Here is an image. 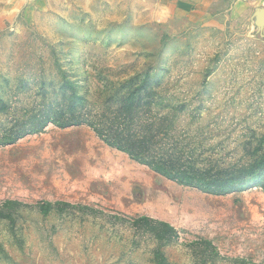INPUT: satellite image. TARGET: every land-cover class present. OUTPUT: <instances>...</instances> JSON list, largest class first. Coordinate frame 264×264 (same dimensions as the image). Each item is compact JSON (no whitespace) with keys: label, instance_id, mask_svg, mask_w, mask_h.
Masks as SVG:
<instances>
[{"label":"rangeland","instance_id":"rangeland-1","mask_svg":"<svg viewBox=\"0 0 264 264\" xmlns=\"http://www.w3.org/2000/svg\"><path fill=\"white\" fill-rule=\"evenodd\" d=\"M141 1L0 0V203L26 204L0 218V264H264L260 186L178 184L87 121L28 133L47 114L130 120L178 166L250 173L264 155V36L251 19H145Z\"/></svg>","mask_w":264,"mask_h":264},{"label":"trees","instance_id":"trees-1","mask_svg":"<svg viewBox=\"0 0 264 264\" xmlns=\"http://www.w3.org/2000/svg\"><path fill=\"white\" fill-rule=\"evenodd\" d=\"M141 82L140 85L131 91L129 95L130 101L126 106L127 110L132 109L138 91L148 83L146 79H143ZM83 121H87L98 137L109 147L127 153L133 160L146 165L154 172L156 171L178 184L192 188L195 187L202 192L215 195H225L231 194L233 191H243L250 186H260L264 190V178L263 176L257 175V171L264 169V155L250 165V173L248 172L245 176H241V179L235 178L236 175L234 174H210L208 171L197 167L194 163L183 168L177 165L180 163L179 161L172 157L170 159L164 158L165 156L154 148L155 134L153 128H144L142 129L143 131H140L133 123L129 122L130 120L127 123L116 120L115 125L108 128L105 124H97L87 119H78L77 122L60 121L58 118L47 114L43 121H41V124H38L39 126H34L28 133L41 132L42 129L52 122L62 127H69L82 123ZM25 132L26 131L23 130L20 133L18 132L15 136L5 138L1 145L15 142L18 138L23 136ZM25 205L26 204L20 200L6 199L5 202L0 203V218L12 216V213L6 212V209H14ZM52 206V202H44L41 208L42 210L48 211ZM163 223L171 230H175L170 224L166 222Z\"/></svg>","mask_w":264,"mask_h":264},{"label":"crops","instance_id":"crops-1","mask_svg":"<svg viewBox=\"0 0 264 264\" xmlns=\"http://www.w3.org/2000/svg\"><path fill=\"white\" fill-rule=\"evenodd\" d=\"M141 2L145 7V19L187 20L192 25L199 26H225L230 20L241 19H251L255 24L256 12L264 7V0H142ZM259 32L264 36V31L259 30Z\"/></svg>","mask_w":264,"mask_h":264},{"label":"water","instance_id":"water-1","mask_svg":"<svg viewBox=\"0 0 264 264\" xmlns=\"http://www.w3.org/2000/svg\"><path fill=\"white\" fill-rule=\"evenodd\" d=\"M256 22L255 25L260 31H264V7L256 12Z\"/></svg>","mask_w":264,"mask_h":264}]
</instances>
